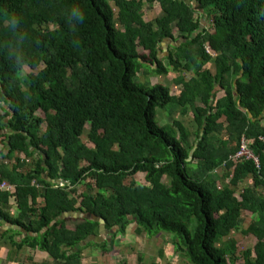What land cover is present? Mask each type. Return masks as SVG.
Instances as JSON below:
<instances>
[{
	"label": "trees",
	"instance_id": "16d2710c",
	"mask_svg": "<svg viewBox=\"0 0 264 264\" xmlns=\"http://www.w3.org/2000/svg\"><path fill=\"white\" fill-rule=\"evenodd\" d=\"M154 2L162 14L145 20L143 7ZM77 6L84 21L72 27L69 14ZM12 15L20 18L19 33L8 29ZM203 15L213 19L210 28L202 29ZM166 39L184 42L162 59L159 47ZM200 59L214 61L217 75L190 80L179 97L194 105L202 95L208 105L194 109L199 129L206 126L192 158L195 146L185 127L174 121L179 138L173 125L156 117L158 107L177 97L136 76L165 74ZM26 67L38 72L25 74ZM216 83L225 94L214 112ZM263 112L264 0H0V130H13L11 157L16 149L39 156L11 195L18 217L2 205L9 194L0 195V228H18L0 232V241L53 259L42 264H82V249L98 246L101 255L112 256L116 238L135 225L139 236L172 234L176 252L191 264H264V198L255 189L239 196L221 189L212 175L225 163L234 167L232 184L241 171H251L254 188L264 185ZM222 115L230 139L217 147L211 135L225 128L217 122ZM87 126L91 143L81 138ZM243 135L260 168L231 157ZM138 174L146 183L134 179ZM57 179L63 186L52 182ZM65 213L80 216L58 219ZM243 215L253 218L245 228ZM98 219L107 231L116 229L110 241L89 240L100 235ZM236 231L256 239L241 255L234 238L225 240Z\"/></svg>",
	"mask_w": 264,
	"mask_h": 264
},
{
	"label": "crops",
	"instance_id": "0c3cea01",
	"mask_svg": "<svg viewBox=\"0 0 264 264\" xmlns=\"http://www.w3.org/2000/svg\"><path fill=\"white\" fill-rule=\"evenodd\" d=\"M206 16L207 15H203L202 18ZM144 19L147 20L145 16H144ZM202 23L206 24L207 22L204 20V22ZM205 27L206 26H204V28ZM204 28L202 24V29ZM179 45H181V43H179ZM179 45H177V42H173L169 39L163 40V42L161 43L159 47L160 58L162 59L166 58V56L168 55V52H176L175 48H177ZM182 64H184V67H180L178 69L168 68L167 73L157 75L159 81H156V80H153V81H156L157 83L167 86L169 88L170 93H173L177 97V100L174 103L169 104L170 106L168 107L167 115H165L166 112L165 113L161 111L157 112L159 115V120H158L159 123L173 125L174 121L177 120L182 126L185 127L186 131L189 134L187 137V142L195 146L191 151V155L193 158L194 152L196 148L198 147L199 142L202 139V136L204 135L205 126H206V123H205V126L203 127V129L202 130L199 129V123L197 122L194 109H195V106L207 107L208 105L205 103L202 95H199L196 98L194 105L189 104V103L185 104V103L180 102L179 97L182 92V88H184V85L190 82V80L200 79V77L205 72H209L212 74L213 77H215L217 75V66L214 61L208 62L205 59H200L196 64L193 62H184ZM164 65H166V62L164 63ZM185 65H187L188 67H185ZM153 83L154 82H152L151 84ZM214 92H215V95L212 97L211 102H210V105H212L213 107L210 110L211 111L213 110L214 112H216L217 100L221 96H224L225 90L224 88H221V85L219 83H216ZM165 108H160V110H164ZM160 112L162 113V115H160ZM262 116H263V119L261 120L260 123L263 126L264 125V112ZM217 122L224 125L225 128H223V130L220 133L214 132L211 136L213 138H216V145L217 147H220L222 146L224 141L230 139V133L226 128V125H227L226 115H222L221 118L217 120ZM173 126L176 129L177 136L180 138L181 132L178 126L176 124ZM12 134H13V130L9 128L8 125L4 129L0 130V181L7 180L16 187L17 184L21 183L23 179H25V177L23 176L27 175L30 171L35 169L39 156L37 152L34 153V155L27 156L26 153H23L19 149H16L13 157H11V151L13 147L12 142H11ZM243 137L245 136L243 135L241 137V140ZM234 144L235 142H233V145ZM18 160H20V162ZM233 170H234V167L227 168L225 163L215 168L212 175L218 181L217 184L219 188L222 189L225 187H229L235 192V195H238V196L244 193L246 190L255 189L259 197L261 199L264 198L263 183H260L256 188H254L256 185V181H255L253 172L250 171L246 173L244 171L243 172L241 171L243 175L241 178L238 179V183L234 185L231 183V180L233 179L231 176V173L233 172ZM45 176L46 177L48 176L47 173H45ZM52 182L54 184H59V185L63 183L61 179L53 180ZM33 183L35 184V182ZM37 202L40 204L42 203L41 199H39ZM2 205L7 209V211L9 212L11 216L13 217L19 216L20 213H19L18 207L16 206L14 198L11 197V195H9L8 204L2 203ZM248 218H249V224H250L253 218H250V217ZM68 225H69V222H68ZM11 229H18V228L5 223L0 228V232L2 234H7V232L10 231ZM128 234L129 233L127 230V233L121 236H127ZM133 234L140 240L144 239V243L148 241L147 244L149 247V242H151L150 240H152V237L148 238L145 235L137 236V234L135 233V230ZM25 236L26 235L23 233L20 236H17L16 239L19 241ZM89 240L100 243L108 239L105 237V234L100 233L98 237L93 238L92 236L89 238ZM110 240L111 239H109L108 241ZM173 243L174 242L172 241V246L175 249V246ZM160 252H162V254H165V251H163V249H159L158 256ZM82 253H81V258H80L82 264H113L112 262L113 260L111 257L117 255L114 251V254L112 256H103L101 255V248L98 246H89L87 248H84ZM41 254L42 255L44 254L46 257L48 256L46 253H43V252L41 253L39 249H32L28 246H24L22 249H19L18 251V249L13 248V245L9 240L5 239V240L0 241V262H2L3 264H19V263L27 264L28 262L42 264L48 260L50 262H53L52 261L53 259L50 257L43 259ZM139 260H142V258L139 257Z\"/></svg>",
	"mask_w": 264,
	"mask_h": 264
},
{
	"label": "rangeland",
	"instance_id": "374dc122",
	"mask_svg": "<svg viewBox=\"0 0 264 264\" xmlns=\"http://www.w3.org/2000/svg\"><path fill=\"white\" fill-rule=\"evenodd\" d=\"M188 1L190 3V0H188ZM111 4H112V7L115 11L114 19L116 22V28L120 29L121 25H120V22L118 19V9L115 6L114 2H111ZM143 10H144L145 18L149 21H154L158 15L162 14V11L160 10V8L156 2H154L152 5L146 4L143 7ZM204 20L207 23L206 24L202 23L203 28H204V26L210 28L213 24V19H210L206 16L203 18L202 22H204ZM174 34L177 36L178 35L177 31H174ZM179 43H182V39L178 40L177 45H179ZM24 72H25V74H29L32 72L37 73L38 71H31L29 68L26 67L24 69ZM136 80L143 83V84H147V85H152L151 84L152 82L155 83L156 81H159L157 75H146V74H143L142 72L140 74H137ZM153 80H156V81H153ZM169 106L170 105H168L164 110H160L159 107L156 109L157 120H159V115L157 112L158 111H161L163 113L166 112L165 115H167V110H168ZM161 112H160V115H162ZM88 131H89V127L87 126V127H85L83 135L81 136L82 141L84 143H91L89 141L88 136H87ZM90 145L93 146V144H90ZM134 179L143 183V184L146 183L143 174H138ZM131 180H132V178H127L126 183L129 184V182H131ZM163 181L168 182L165 179ZM77 190H79L80 193L84 192L85 191L84 185L81 184L77 188ZM240 224L243 226V228H245L246 226L249 225V218L244 215L243 218L240 220ZM69 226L75 227L76 222L70 221ZM135 228H136L135 225L129 226V228H128L129 234L127 236L119 235L116 238V240L114 241V243H115L114 244V251L117 255L111 257L113 260V261L111 260L113 262V264H120V263L121 264H191L188 261V259L185 258L184 254L176 252V249H174V247L172 246V241H173L172 234L161 233L157 237H152V240H150L151 242H149V247H148V244H147L148 241L146 243H144V239L140 240L139 238H137L133 234ZM115 230L116 229H114L113 231H107V233L105 234V237L108 240L111 239L112 238L111 236L115 233ZM228 238H234L237 241V244H238L237 245V253L240 255L243 252L247 251V249L253 248V246L256 242V239L254 237H248L247 238L240 231H236V232L231 233V235L229 237H226L225 240ZM159 249H163V251H165V254H162L164 256H162V257L158 256ZM82 251H83V249H82ZM47 257L49 258V256H47ZM47 257L44 254L42 255L43 259H46ZM139 257L142 258V260H139ZM123 260H125V263L123 262ZM0 264H3V263L0 262ZM19 264H21V263H19ZM24 264H26V263H24ZM27 264H34V263L28 262ZM51 264H53V263H51ZM54 264H59V263L54 262Z\"/></svg>",
	"mask_w": 264,
	"mask_h": 264
},
{
	"label": "built area",
	"instance_id": "2783aa9c",
	"mask_svg": "<svg viewBox=\"0 0 264 264\" xmlns=\"http://www.w3.org/2000/svg\"><path fill=\"white\" fill-rule=\"evenodd\" d=\"M208 53H210L211 55L215 56V54L210 50V48L208 47ZM263 138V137H261ZM233 159H244V160H249V161H253V163L256 165L257 168H260V160L259 158L255 155V152L253 151V149L251 148L249 141L243 137L239 146V149L234 153V155L232 156ZM61 186H63V183L60 184ZM16 188L15 186L10 183L7 180H1L0 181V195L3 193H8L9 195H14Z\"/></svg>",
	"mask_w": 264,
	"mask_h": 264
},
{
	"label": "clouds",
	"instance_id": "9594fccd",
	"mask_svg": "<svg viewBox=\"0 0 264 264\" xmlns=\"http://www.w3.org/2000/svg\"><path fill=\"white\" fill-rule=\"evenodd\" d=\"M84 21V12L77 6L73 7L69 14V24L74 27L75 23H82ZM8 29L11 33H19L20 18L12 15L7 19ZM19 70H22L19 69Z\"/></svg>",
	"mask_w": 264,
	"mask_h": 264
},
{
	"label": "water",
	"instance_id": "95a60500",
	"mask_svg": "<svg viewBox=\"0 0 264 264\" xmlns=\"http://www.w3.org/2000/svg\"><path fill=\"white\" fill-rule=\"evenodd\" d=\"M79 217L80 216V214H74V213H65V214H63L60 218H58V219H64V218H66V217ZM88 216V215H87ZM81 217H83V216H81ZM93 219H97V218H95V217H93ZM99 221H100V223H101V226H100V233L101 234H106L107 233V230H106V228H105V221L103 220V219H98ZM57 221V220H56ZM13 227H15L14 225H13ZM93 238H96V236H93ZM83 244H84V242H83Z\"/></svg>",
	"mask_w": 264,
	"mask_h": 264
}]
</instances>
